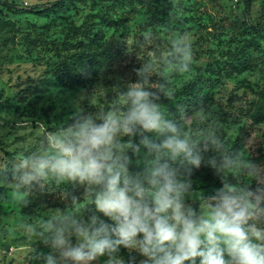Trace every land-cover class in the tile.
Here are the masks:
<instances>
[{
    "label": "clouds",
    "instance_id": "clouds-1",
    "mask_svg": "<svg viewBox=\"0 0 264 264\" xmlns=\"http://www.w3.org/2000/svg\"><path fill=\"white\" fill-rule=\"evenodd\" d=\"M151 36L149 31L145 40ZM193 59L184 33L172 42L166 67L186 74ZM135 72V82L118 86L111 106L85 114L77 101L71 124L0 168V184L29 197L23 205L37 191L60 190L70 200L64 211L17 226L28 240L50 249L32 259L94 264L106 257L103 264H135L134 257L126 261L120 255L123 248L138 252L140 264H264V187H250L253 181L264 184V168L243 150L234 151L209 126L204 109L191 130L184 128V118H169L161 101L172 98L174 84L163 70L142 63ZM209 152L214 155L206 159ZM202 164L223 180L207 197L194 191L191 179ZM65 185L82 186V197ZM189 198L199 200L198 210ZM82 202L87 206L77 211ZM14 231L5 226L0 241L12 239Z\"/></svg>",
    "mask_w": 264,
    "mask_h": 264
},
{
    "label": "rangeland",
    "instance_id": "rangeland-1",
    "mask_svg": "<svg viewBox=\"0 0 264 264\" xmlns=\"http://www.w3.org/2000/svg\"><path fill=\"white\" fill-rule=\"evenodd\" d=\"M0 1L28 9L20 13L0 5V168L18 153L33 150L49 132L71 124L77 101L85 114L111 106L118 86L135 82V70L142 63L154 64L157 73L163 70L173 81L172 98L161 101L169 118H184V128L191 130L204 109L210 113L209 126L234 151L243 150L264 168V121L253 116L264 91V0H252L249 17L245 0ZM54 3L58 4L43 14L30 10ZM89 16L93 22L87 25ZM2 20L11 21L14 28L3 26ZM149 31L150 42L145 40ZM184 33L193 47L192 71L177 74L166 64L172 42ZM79 52L100 55L107 63L88 83H62L61 57ZM157 80L158 76L152 77ZM212 155L206 153V159ZM202 165L191 179L194 191L207 197L221 187L214 185L216 171ZM0 185L9 192L3 204L8 215L0 216V230L5 226L15 230L12 239L0 241V264H39L32 257L50 249L28 240L17 226L64 211L70 200H63L60 190L34 192L32 198L40 207L30 214V202L21 203L29 199L27 194L15 191L11 184ZM63 187L77 197L84 192L79 185ZM250 187L255 191L264 184L253 181ZM187 202L199 209L198 199ZM86 206L82 202L77 211ZM104 259L94 264H103Z\"/></svg>",
    "mask_w": 264,
    "mask_h": 264
},
{
    "label": "trees",
    "instance_id": "trees-1",
    "mask_svg": "<svg viewBox=\"0 0 264 264\" xmlns=\"http://www.w3.org/2000/svg\"><path fill=\"white\" fill-rule=\"evenodd\" d=\"M246 2V8H245V13L249 17L251 9H252V0H245ZM58 3H54L52 5H46V6H34L30 7V10L32 12H39L41 14L48 12L51 8L56 6ZM0 5L5 7L6 9L10 11H15V12H20V13H26L27 8H21L15 4H11L7 1L2 2L0 1ZM263 7H264V1H263ZM41 8H45L43 10H40ZM93 16L87 17V21L85 24H92ZM3 26H9L10 28H14V23L11 21H3L2 20ZM78 30V29H77ZM61 57L62 55L59 54ZM63 58L61 62V67H62V73L60 75L61 81L64 84H68L71 86H79L81 84L88 83L89 81L93 80L97 73L98 70L104 66L107 63V58H104L100 55H90L85 52H79V53H74L70 57H61ZM260 97L262 99V102L258 107L256 108V111L254 112L253 116L256 119V121L261 122L264 121V91H261ZM12 156L10 155V159ZM264 160V157H261ZM203 169V165L199 169H194L192 176L197 175L201 170ZM213 180H214V185L218 187L223 186V180L222 178L216 173H213ZM233 182V181H232ZM9 198V192L8 189L5 186L0 185V216H6L8 215V212L4 208V202ZM38 201L34 198L31 199L29 205H28V213H34L38 211V207H40L38 204ZM86 214L89 215V211L87 209ZM120 255L125 258L126 261L131 260L133 257L135 258V264H140V258L141 255L138 254L136 251H133L129 253L127 249H121Z\"/></svg>",
    "mask_w": 264,
    "mask_h": 264
}]
</instances>
